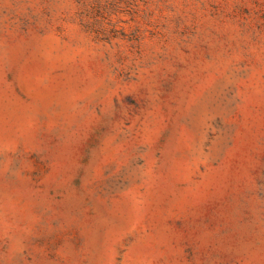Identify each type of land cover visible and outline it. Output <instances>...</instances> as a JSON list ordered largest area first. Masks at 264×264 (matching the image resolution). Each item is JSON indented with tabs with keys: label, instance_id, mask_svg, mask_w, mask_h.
Returning <instances> with one entry per match:
<instances>
[{
	"label": "rangeland",
	"instance_id": "rangeland-1",
	"mask_svg": "<svg viewBox=\"0 0 264 264\" xmlns=\"http://www.w3.org/2000/svg\"><path fill=\"white\" fill-rule=\"evenodd\" d=\"M0 264H264V0H0Z\"/></svg>",
	"mask_w": 264,
	"mask_h": 264
}]
</instances>
